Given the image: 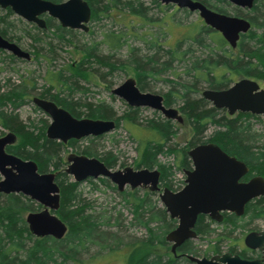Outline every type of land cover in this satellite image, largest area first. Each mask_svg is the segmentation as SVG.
<instances>
[{
	"label": "trees",
	"instance_id": "trees-1",
	"mask_svg": "<svg viewBox=\"0 0 264 264\" xmlns=\"http://www.w3.org/2000/svg\"><path fill=\"white\" fill-rule=\"evenodd\" d=\"M86 1L91 7L90 21L98 20L103 15L107 16L106 12L109 10H116L115 14L121 17L120 6L123 9L127 8L130 15L140 17L143 22H153L152 17L148 16L146 8H143L138 2ZM200 1L208 7L219 10L216 4H212L210 0ZM257 1L259 2V0L255 1L254 8L249 10L251 14L246 15L249 16L248 19L252 26L255 25L263 29L264 13L260 12L259 7H262V4L257 5ZM153 2L160 5L157 0H153ZM261 3L264 4V0H261ZM8 12L10 13L9 10ZM122 25L127 32L131 31L130 26ZM177 25H182V22L176 20ZM186 27L188 29L182 30L180 32L181 37L173 44H169L167 40L168 48L164 52L161 51L162 44L156 38L145 40L149 42L147 52L150 51V54L144 53L139 56V53L133 52L134 48H129V54L125 61L127 64L125 63V65H130L134 71L138 88L145 91L148 88L147 77L159 76L171 68L173 61H184L186 59L184 57L188 55L187 59L191 60L188 72L192 71V79L182 84L179 83L176 87L173 85L172 90H168L163 95V103L166 106H170L174 102L179 104V111L185 115L187 123L193 129V135L188 146L192 147L199 143L209 142L208 139H210L228 154L245 162L250 167V172H264V132L260 133L252 127L248 114L232 118L223 113L220 114L214 107H209L205 99L199 95V87L196 85L197 82H204L208 88L225 86L236 73L230 66L234 63L235 65L239 64L237 66L239 73L249 75L253 70L241 64L243 58L232 60V50L225 47L226 42L219 35L213 38L215 31H212L203 22L201 24L190 23ZM32 30L34 32L31 33V30L21 28V32L27 35L33 44L49 53L53 48L52 41L48 39L52 35L50 31L53 34L59 33V38L63 43L71 41L72 30L61 28L51 18L47 19L46 28L34 26ZM17 31L19 30L9 22L6 16H0V35L10 41H18V37L13 34ZM124 33L109 31L105 33L103 40L99 43L90 42L81 48H77L81 54L80 59L76 63H67L58 71L47 72L46 83L48 85L42 86L43 88L37 93V96L55 102L77 118L84 116L93 119H113L115 128L118 127L120 121L129 125L136 123V113L139 110L137 107H128L123 114L117 116L110 104L104 101L93 103L77 96L78 92L84 94L88 90L79 84L77 78L86 81V73L92 71L94 64L107 68L104 75L110 74L116 69L117 63L112 60V57L124 45ZM241 36L242 40L253 41V46L249 47L250 50H245V53H252L264 63V30L258 34L251 29L247 34ZM206 39L212 40L208 43ZM185 42H188L186 48L181 49ZM210 43L213 44V47L210 46ZM98 44H105L108 50L106 55L98 52ZM198 47L209 50L205 57L201 58V56L194 54L197 50L194 48ZM240 48L242 49V44ZM32 53L37 58L39 50L33 48ZM8 57L11 60L15 59L13 55H8ZM260 61H258L259 64H261ZM122 62H118V65H123ZM259 64L255 63L254 69L264 72V65ZM35 89L34 84L27 86L21 81L17 84L7 81L6 88L0 91V128L7 129L19 137L17 144L14 143L6 147L7 152L24 160L35 161L40 172L49 170L55 172V181L59 186L60 195L59 207L55 214L66 224L67 230L60 239L51 236L36 237L32 235L25 222V214L40 210L41 206L22 194L0 193V264H94V261H102L117 255L120 250L117 245L123 241V238L114 231V225L111 221L115 220L114 224L119 226L123 220L108 215V211L96 212L91 209V203L84 200L79 190L80 182L73 181L63 171L65 160L62 159L61 152L64 148L76 147V143L80 140H88V143L78 153L97 157L109 168L116 166L118 158L110 152L101 154L93 147L95 140H98L102 135L87 137L78 141L69 140L63 144L46 137L47 118H40L37 123L31 121L28 125L21 122L15 110L25 103L27 96ZM8 107H10L9 111ZM33 108L38 110L36 107ZM209 125L215 129L206 139L204 132ZM176 132L177 129L172 120L164 117H152L145 121L144 131L139 133L140 135L137 136L138 139L136 140L138 144L136 151L139 158L135 168H157L160 171L159 186L168 187L171 190H176L169 178L173 168L183 172L190 166V160L184 148L167 144L176 135ZM2 133L0 130V135ZM161 154H174V159H178V163L173 166L160 162L158 156ZM87 181L92 184L93 189L98 188L95 180L88 179ZM97 181L104 187L116 189L115 185L107 178L98 177ZM116 191L129 205L130 218L127 223L141 226L146 231L143 237L128 241L123 246L125 247L123 258L127 260V264H193L186 257L174 256L171 251L161 255L154 252L156 246L167 244L165 235L176 226V220L170 218L164 207L157 204V199L153 200L152 197L156 194L155 192L147 191L144 195L139 196L136 191L127 192L123 190L120 192L117 189ZM254 219L264 220V196L248 202L243 215L240 217L226 215L218 223L208 219L205 215H199L194 229L198 238H207L214 233V225L221 224L223 225V232L217 235L221 234V236L228 237L236 227L248 226ZM115 229L117 230V228ZM192 241L183 242L179 248L180 253L198 256ZM209 242L210 244L204 253L218 251L217 243L211 240ZM89 245L96 246V252L92 257L90 256V260H81L78 256L80 251L86 250Z\"/></svg>",
	"mask_w": 264,
	"mask_h": 264
},
{
	"label": "water",
	"instance_id": "water-1",
	"mask_svg": "<svg viewBox=\"0 0 264 264\" xmlns=\"http://www.w3.org/2000/svg\"><path fill=\"white\" fill-rule=\"evenodd\" d=\"M163 4H175L189 12H197L203 23L218 31L230 47H235L239 35L246 33L250 22L243 18L227 15L208 8L198 0H158ZM245 8H251L254 0H228ZM0 7L9 9L27 22L39 28H46L41 15L56 19L60 26L70 29L88 30L91 10L86 0H0ZM0 49L13 56L29 60L30 53L14 42L0 35ZM258 84L247 78L240 79L225 89H204L201 95L215 108H225L229 114L236 111L261 114L264 118V90H257ZM111 93L122 99L129 107H146L160 112L164 118L182 122V116L175 107L165 106L163 96L158 93L141 91L134 78L128 77L111 89ZM35 107L49 118L45 129L48 139L61 141L80 140L96 137L115 129L113 119L77 118L55 102L38 96L31 98ZM16 135L8 131L0 136V193L22 194L41 206L40 210L30 211L25 222L30 233L36 237L51 236L60 239L67 230L66 224L55 214L59 207V186L55 172H40L33 160H24L6 147L14 144ZM192 169L185 170L184 185L179 190L159 186L160 172L156 168L122 169L107 167L99 158L70 152L66 156L63 171L75 182L87 179L107 178L118 191L125 187L149 188L158 192L159 200L176 226L165 235L172 253L184 241L195 239V223L199 215H208L220 221L221 211L232 212L237 216L244 213L245 204L252 198L264 195V179L254 176L246 182L239 181L248 167L235 156L228 155L217 144L207 142L197 144L187 150ZM244 244L251 249L262 251L261 259H244L238 255L223 253L210 258L187 255L195 264H264V229L250 232L244 237Z\"/></svg>",
	"mask_w": 264,
	"mask_h": 264
},
{
	"label": "rangeland",
	"instance_id": "rangeland-1",
	"mask_svg": "<svg viewBox=\"0 0 264 264\" xmlns=\"http://www.w3.org/2000/svg\"><path fill=\"white\" fill-rule=\"evenodd\" d=\"M123 2L130 1L132 3H139L143 8H146L147 14L149 17H152L153 22H143L140 17L130 15L127 8H121V17H118L115 13L116 10H109L106 12L107 16H100L98 20L90 21L88 26L89 30L87 32H83L81 30H72L71 41L69 43L62 42L59 38L58 33H52L50 31L49 40L52 41V51L51 53L43 51L32 43L31 39L21 32V28H26L27 30H31L34 32L33 27L35 24L29 23L22 18L18 17L15 14H11L7 17L9 22L16 26L19 30L13 33L16 37H18V41L14 40L22 49L28 51L30 53V60H23L19 58H15L11 60L8 55H11L7 51H0V91L6 88L7 81L10 83L17 84L19 81L24 82L27 86H31L34 84L36 89L31 91L32 93L27 96L26 101L23 105H21L15 112L18 115V119L28 125L31 121L37 123L40 118H47L49 122V118L44 114L41 110H34V104L31 101L33 96H37L38 92L43 88L42 86H47L48 84L46 76L47 72L50 71H58L62 67H64L67 63L77 62L81 54L77 51V48H81L84 44H89L90 42L99 43L103 40L105 33L109 31H114L116 33H124V45L121 49L114 53L112 57L117 64L116 69L112 71L110 74H105L107 72V68L93 65L92 71L90 73H86V81L79 80V84L82 87H86L88 90L84 93H77V96L81 99H85L86 101L97 103L99 101H104L105 103L110 104L116 112L117 116L123 114L127 108L129 107L122 99L116 97L111 93V89L122 83L126 78L131 77L135 79L134 71L130 67V65H125L126 58L129 54V48H134V53L139 56L147 52V44L151 38H156L162 45L161 51L164 52L167 49V40L169 44H173L179 37H181V31L188 29L186 25L190 23L201 24L202 20L198 17L197 13L188 12L187 10H180L177 7H174L170 4H163L161 2L160 5L154 3L153 0H121ZM211 3L217 4L215 0H210ZM261 5L259 10L261 13H264V4L257 1V5ZM4 10L0 9V16L4 15ZM21 20V21H20ZM176 20L181 21L182 25L176 26ZM167 21V24H166ZM127 24L131 27V31L126 30L124 25ZM252 30L256 33H260L264 30L260 27L252 26ZM213 38L218 37V33H213ZM212 39H206V42H210ZM245 43H243L244 47L248 46L246 43L248 42L249 46H253V41H248L244 39ZM147 42V43H146ZM188 42L182 44L181 49L186 48ZM210 46L213 47V44L210 43ZM33 48L39 50V55L37 58L34 57L32 51ZM98 52L100 54L106 55L108 50L105 44H98L97 46ZM195 51L196 56L205 57L209 52L207 48L198 47ZM238 55V52H237ZM251 56V53H249ZM248 55V57H249ZM184 61H173L171 68L160 74L155 78H146L147 90L151 93H158L160 95H164L168 90L171 89L173 85H179V83L188 82V80L192 79V71L188 72L189 66L191 65V60L187 59L188 55H186ZM122 62L124 65H118V62ZM260 61V60H259ZM262 66L264 65L263 61H260ZM127 64V63H126ZM234 78L238 79L240 76H235ZM168 80V81H166ZM171 81V82H170ZM173 82H176L175 84ZM196 85L199 87V95L200 91L206 88V83L197 82ZM30 88V87H29ZM172 90V89H171ZM171 107H175L179 111V104L174 102L170 105ZM139 110L136 113L137 122L134 124H126L123 121L119 122L118 127H116L111 132H108L102 135L98 140H95L93 147L101 153L110 152L112 155L118 158V162L113 169H122L124 167L130 166L133 169H140L136 167V161L139 158L137 154V139L139 133L144 131L145 121L150 118H160L163 115L154 111L150 108L146 107H138ZM10 107H8V111ZM225 113V112H224ZM179 114L182 116V123L177 122L176 120H172L177 129L176 135L173 136L170 141L167 143L168 145L176 146L178 148H184L186 151L191 147L188 146L189 141L193 135V129L187 123L185 119V115L179 111ZM84 117V116H82ZM39 124V123H38ZM252 127L255 130L260 132L261 126L258 124L252 123ZM215 129V127L209 125L207 130L204 132L205 138L207 139L210 133ZM2 130V135L8 132L7 129L0 128ZM133 134V135H132ZM135 135V136H134ZM19 141V137L16 136L17 144ZM209 142H212L208 139ZM88 143V140H80L76 143V147H67L64 148L61 152L62 159L65 160L66 156L70 152H79V150ZM174 154L171 155H159L158 159L162 163L172 164L175 166V163H178V159H174ZM123 164V165H121ZM65 165V164H64ZM143 168V167H141ZM157 169V168H156ZM51 171V170H49ZM258 175L264 176V172L260 171ZM1 178V177H0ZM170 180H172L173 187L178 190L179 184L184 179V173L182 170H177L173 168L172 175L169 176ZM97 183L98 188L93 189L92 184L89 181L85 180L80 182L79 190L82 193V197L85 201L91 203V209L96 212L108 211V215H112L114 217L121 218L122 223L119 226L114 224L115 220H112L111 223L114 225V231L117 232L122 238L123 241L118 243V247L120 248L119 253L117 255H113L109 258H105L102 261H94V264H127V260L123 258V253L125 251V245L128 241H133L134 239H139L143 237L146 233L145 228L138 225H130L127 222L130 218V210L129 205L118 195L116 189L104 187L100 184L97 179H93ZM116 188V187H115ZM128 191H136V194L139 196L144 195L147 191L152 192L149 188L138 187L135 189H130L125 187ZM156 194L152 197L153 200H158L157 204L162 206L158 192L154 191ZM35 202V201H34ZM36 203V202H35ZM26 216V214H25ZM112 225V226H113ZM117 228V230L115 229ZM215 231L209 237H203L192 239L193 246L197 249L198 257L201 256H209L210 253H204L208 248L211 241H215L218 243V238H221L220 235H216L220 233L223 229V225H214ZM264 229V220H254L248 226H244L242 228L236 227L235 230L228 236L229 239L221 240L217 245L221 251L228 250V247L233 243L239 244V247H243V239L249 231L252 230H260ZM214 242V243H215ZM213 244V243H212ZM170 243L167 242L165 246H156L154 252L158 255L165 254V252L170 250ZM97 248L94 245H89L86 250H82L79 253V258L81 260L86 261L87 259L92 257L96 252ZM122 254V255H121ZM134 254V253H133ZM90 260V259H89ZM77 263V262H75ZM79 264V263H78ZM192 264V263H191ZM194 264V263H193Z\"/></svg>",
	"mask_w": 264,
	"mask_h": 264
},
{
	"label": "flooded vegetation",
	"instance_id": "flooded-vegetation-1",
	"mask_svg": "<svg viewBox=\"0 0 264 264\" xmlns=\"http://www.w3.org/2000/svg\"><path fill=\"white\" fill-rule=\"evenodd\" d=\"M60 1H64V0H60ZM59 0L58 1H54V2H60ZM158 1V0H157ZM198 1H200V0H198ZM255 1L256 0H254L253 1V5H252V7L251 8H245V7H240V6H237V5H235V4H233V3H231V2H229L228 0H215V2H217V4H216V7L217 8H219V10L218 9H214V7L213 8H211V7H208L205 3H203V4H205L208 8H210V9H212V10H215V11H217V12H220V13H224V14H227V15H233V16H238V17H243V18H245V19H247L249 22H250V28H249V30H251L252 29V24H251V21L248 19V17H247V15L246 14H251L250 13V11L249 10H251L252 8H254L253 6L255 5ZM201 2V1H200ZM213 4V3H212ZM165 5H167V4H165ZM170 5H173L174 7H177L175 4H170ZM264 6V5H263ZM258 7V6H257ZM178 8V7H177ZM0 9H2V10H4V15H2V16H6V17H8L9 15H11V14H14L10 9H9V7H6V8H1L0 7ZM178 9H180V10H187L186 8H178ZM8 10L10 11V13L8 12ZM90 10H91V7H90ZM188 11V10H187ZM189 12V11H188ZM194 13H197V12H194ZM16 15V14H15ZM198 15V14H197ZM19 17V16H18ZM41 17L42 18H44L45 19V22H46V26H47V19L48 18H51V17H49V16H47L46 14H43V15H41ZM199 17V16H198ZM200 18V17H199ZM51 19H53V21L58 25V26H60V24H59V22L56 20V19H54V18H51ZM90 19H91V16H90ZM201 19V18H200ZM202 20V19H201ZM21 21V20H20ZM90 22V21H89ZM203 22V21H202ZM29 23H31V22H29ZM33 24V23H32ZM89 24V23H88ZM205 25V24H204ZM36 26V25H35ZM61 28H65V27H62V26H60ZM39 28V27H38ZM210 28V27H209ZM65 29H69V30H80V29H70V28H65ZM211 29V28H210ZM88 30H89V26H88ZM87 30V31H88ZM212 31H215V30H213V29H211ZM248 30V31H249ZM81 31H83V30H81ZM87 31H83V32H87ZM248 31L246 32V33H242V34H240L239 35V39H238V41H237V44H236V46L235 47H230L229 45H228V43L225 41V39L221 36V34L218 32V31H215V32H217L218 33V35L219 36H221L222 37V39L226 42V44H225V47L226 48H230L231 50H232V53H231V58H232V60L233 59H239V58H243V60H242V62H241V64L242 65H246V66H248V68L250 69V70H253V72H251L249 75H245V74H243V73H239V71H238V65H235V63L234 64H232V65H230L231 67H232V70L233 71H236V73L235 74H233V76L231 77V79L229 80V82H227V84L225 85V86H223V87H220V88H208V87H206L205 89H213V90H220V89H225V88H228L229 86H231L233 83H235L236 81H238V80H240V79H243V78H247V79H249V80H253V81H255L257 84H258V88H257V90H255V91H253V93H258V92H260L261 90H264V72H260V71H256L255 69H254V67H255V63H258L259 64V60L257 59V57L256 56H254L252 53H251V56L249 55V54H246L245 53V50H250V46H243L244 44L243 43H245V41L244 40H242V36L241 35H243V34H247L248 33ZM59 34V33H58ZM2 36V35H1ZM3 37V36H2ZM4 38V37H3ZM6 39V38H5ZM8 40V39H7ZM8 41H10V40H8ZM11 42H14V40L13 41H11ZM15 43V42H14ZM17 44V43H16ZM241 44H242V49L240 48V46H241ZM18 45V44H17ZM246 45H248V43H246ZM0 50H2V51H5V50H3V49H0ZM242 50V51H241ZM237 52H238V55H237ZM250 53V52H249ZM12 55V54H11ZM248 55H249V57H248ZM14 58H17V57H15L14 56ZM20 59V58H19ZM30 59H31V56H30ZM29 59V60H30ZM24 60V59H23ZM259 65H261V64H259ZM260 69V68H259ZM235 76H240V78H238V79H236V78H234ZM136 81V80H135ZM137 85V84H136ZM138 87V86H137ZM140 90V89H139ZM204 90V89H203ZM202 90V91H203ZM202 91H200V94H201V92ZM148 92V91H147ZM201 97H202V95H200ZM163 101H164V97H163ZM205 101L207 102V104L209 105V107H213V105H212V103L211 102H209L208 100H206L205 99ZM165 105V104H164ZM166 106V105H165ZM37 108V107H36ZM215 108V107H214ZM38 109V108H37ZM216 109V111H218L220 114H225V115H227V116H230V117H232V118H235V117H238V116H240V115H247L248 114V119L250 120V122L251 123H254V124H258V126H261V130H260V133L261 132H264V118H263V116L261 115V114H256V113H251V112H249V111H246V112H242V111H236V112H234L233 114H229L228 113V111H227V109H225V108H215ZM38 110H40V109H38ZM225 112V113H224ZM47 116V115H46ZM48 117V116H47ZM175 120V119H174ZM50 121V120H49ZM49 123V122H48ZM179 123H182V122H179ZM48 125V124H47ZM47 127V126H46ZM256 131H258V130H256ZM259 132V131H258ZM87 138V137H86ZM83 139V138H82ZM70 140H74V139H70ZM69 140H67L65 143H67ZM76 141H78V140H76ZM59 142H61V141H59ZM63 143V142H62ZM65 143H63V144H65ZM205 143H207V142H205ZM199 144H202V143H199ZM197 145V144H196ZM195 146V145H194ZM193 147V146H192ZM222 149V148H221ZM223 150V149H222ZM74 153H77V152H74ZM227 153V152H226ZM69 154V153H68ZM67 154V155H68ZM77 154H81V153H77ZM228 154V153H227ZM84 155V154H83ZM228 155H230V154H228ZM188 156V155H187ZM230 156H233V155H230ZM189 158V157H188ZM238 159V158H237ZM190 160V159H189ZM240 160V159H239ZM240 161H242V160H240ZM243 162V161H242ZM245 163V162H244ZM246 164V163H245ZM246 166L248 167V171H247V173L244 175V176H242L241 178H240V180L239 181H242V182H246V181H248V180H250L252 177H254V176H261V177H263V179H264V176H262V175H258V173L257 172H253V171H251L250 172V167L246 164ZM66 167V158H65V165L63 166V169ZM154 169V168H153ZM190 169H192V164H191V161H190V166H189V168L188 169H184L183 170V173H184V171L185 170H190ZM158 170V169H157ZM160 172V171H159ZM68 175V174H67ZM70 176V175H69ZM71 177V176H70ZM72 178V177H71ZM184 178H185V174H184ZM179 184H182V185H180V187L178 188V190L179 189H181L182 187H183V185H184V179L179 183ZM262 196H264V195H260V196H257V197H254V198H252V199H250L248 202H250V201H252V200H254V199H257V198H259V197H262ZM60 200V199H59ZM247 202V203H248ZM246 203V204H247ZM246 204H245V206H246ZM163 207V206H162ZM244 210H245V207H244ZM226 215H234V216H236V217H240V216H242V215H240V216H237V215H235L234 213H232V212H228V211H221V219H220V221H215V220H213V219H211L208 215H205L208 219H210V220H212V221H214V222H221L222 220H223V218L226 216ZM254 220H261V219H254ZM253 220V221H254ZM252 221V222H253ZM196 224V223H195ZM261 230H263V229H260V230H252V231H249L248 233H250V232H260ZM196 232V231H195ZM221 233L223 232V231H220ZM247 233V234H248ZM218 234V233H217ZM216 234V235H217ZM229 236V235H228ZM230 237H227V236H222L220 239H218V243L221 241V240H226V239H229ZM192 240V239H191ZM186 241H188V240H186ZM186 241H184V242H186ZM217 243V244H218ZM183 244V243H182ZM181 244V245H182ZM243 244H244V239H243ZM180 245V246H181ZM180 246L179 247H177L176 249H175V253H172L174 256H177V257H186L187 258V255L188 254H186V253H180ZM218 248H219V245H218ZM231 249H232V251H231ZM171 250V249H170ZM223 253H230L231 255H238L239 257H241V258H244V259H261V257H262V251L261 250H259V249H251V248H248V247H246L245 246V244H244V246L243 247H239V244H237V243H233L232 245H230L229 247H228V250L226 249L225 251H221L220 250V248L218 249V251H216V252H214V253H210L211 255H209L208 257L207 256H201V257H206V258H210V257H212V256H214V255H222ZM189 255H192V256H195V255H193V254H189ZM196 257H198V256H196ZM195 264V263H194Z\"/></svg>",
	"mask_w": 264,
	"mask_h": 264
}]
</instances>
